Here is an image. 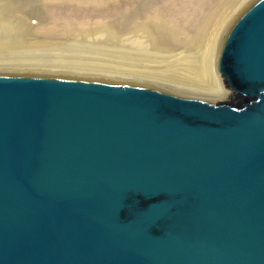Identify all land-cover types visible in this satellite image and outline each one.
<instances>
[{
    "label": "water",
    "instance_id": "water-1",
    "mask_svg": "<svg viewBox=\"0 0 264 264\" xmlns=\"http://www.w3.org/2000/svg\"><path fill=\"white\" fill-rule=\"evenodd\" d=\"M217 69L235 98L0 73V264H264V0Z\"/></svg>",
    "mask_w": 264,
    "mask_h": 264
},
{
    "label": "bare ground",
    "instance_id": "bare-ground-1",
    "mask_svg": "<svg viewBox=\"0 0 264 264\" xmlns=\"http://www.w3.org/2000/svg\"><path fill=\"white\" fill-rule=\"evenodd\" d=\"M249 2L251 0H246L238 8V12ZM152 12L146 18L149 20L146 25L152 29L150 36L148 35L153 41L152 44L149 42L146 44V39L142 41V38H137L130 44H122L124 47H120V49H116L117 47L111 49L112 46L103 45L104 43L102 44L100 41H87L68 46L67 48L72 53H66L63 50L56 54H40L39 51L42 49L17 50L24 45L2 40L0 41V71L23 73L27 71L20 70L27 67L23 64L28 60H39L37 57H41L40 60L45 63L61 65L48 68L52 71H68L74 75L97 74L101 78H108L107 81L115 82L149 83L146 85H157L156 87H164L163 89L170 88L168 90L176 89L182 92L171 91L197 97L222 96L226 87H224L222 77L218 72L217 60L224 35L228 32H226V28L229 21L224 24L222 19V22L215 23L212 17H202L199 12L194 13L187 8L181 11L184 18L176 16L175 10L171 7ZM140 26L142 27L143 23ZM146 27L144 28L146 29ZM37 67L41 66L37 65ZM45 75L77 77L64 74Z\"/></svg>",
    "mask_w": 264,
    "mask_h": 264
},
{
    "label": "rangeland",
    "instance_id": "rangeland-1",
    "mask_svg": "<svg viewBox=\"0 0 264 264\" xmlns=\"http://www.w3.org/2000/svg\"><path fill=\"white\" fill-rule=\"evenodd\" d=\"M245 1L246 0H0V41L3 40L12 43L14 41V44L24 45V47L18 48L17 50L30 51L33 49H42V51H39L40 54H56L63 50H65L66 53H72V51L67 48L68 46L87 41H100L102 44L104 43L103 45L108 44L107 46H112L111 49H115L116 47V49H120V47H124L122 44H130L137 38H142V41L146 39V44L148 42L152 44L153 41H151L149 37L152 29H149V26L146 25L147 21L149 22V20L146 19L147 15L153 13L152 11L155 12L156 10H161L166 7L174 9L175 15L180 18H184L181 11L187 8L189 11H194V13L199 12L202 17H212L215 23L222 22V19L224 20V24H226V21H229V25L226 28L227 32L234 21L256 0H251L248 5H245L244 8H241L238 12V8H240ZM142 23L144 27L147 26L146 29L140 26ZM226 34L227 33L224 35L223 41ZM102 57L105 56L102 55ZM37 58L39 60H28L27 63L23 64L27 65L26 68L20 69L27 70L23 73H18V71H0V73L39 75L64 74L77 77L108 79L101 78L97 74L74 75L68 71L48 70L50 67H59L61 65L45 63L40 60L41 57ZM37 65L41 67H37ZM40 69H45L46 71H36ZM156 86L157 85H155V87ZM225 89L222 96L212 98L233 99L236 97L237 93L227 88ZM171 90L182 92L176 89Z\"/></svg>",
    "mask_w": 264,
    "mask_h": 264
}]
</instances>
